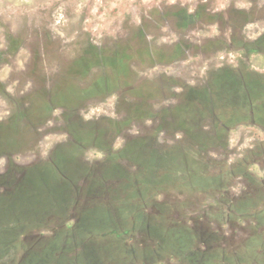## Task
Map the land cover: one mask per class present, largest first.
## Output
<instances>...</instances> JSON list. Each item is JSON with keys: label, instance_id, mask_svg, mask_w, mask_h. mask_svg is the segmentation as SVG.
<instances>
[{"label": "rangeland", "instance_id": "374dc122", "mask_svg": "<svg viewBox=\"0 0 264 264\" xmlns=\"http://www.w3.org/2000/svg\"><path fill=\"white\" fill-rule=\"evenodd\" d=\"M34 258L264 264V0H0V264Z\"/></svg>", "mask_w": 264, "mask_h": 264}, {"label": "trees", "instance_id": "16d2710c", "mask_svg": "<svg viewBox=\"0 0 264 264\" xmlns=\"http://www.w3.org/2000/svg\"><path fill=\"white\" fill-rule=\"evenodd\" d=\"M241 91V93H242V95H245V98H246V95L247 96H249V92L247 93V89H246V84L244 83V81H243V79L240 81V85H239V87L238 88H234L233 89V94L231 93V95H234V94H236V96H237V93L238 92H240ZM248 99H250V97L248 98ZM163 159L162 158H158V160H156V162L157 163H165V162H163L162 161ZM170 173H175V172H170ZM172 176H174V174L172 175ZM184 177H187V175H183ZM203 180V179H202ZM186 181H188V179H186ZM251 212H254V211H251ZM248 214H250V213H248ZM180 227V226H179ZM182 231L183 232H186L187 233V237H188V240H190L191 239V236L188 234V230H187V228H183L182 229ZM193 239V238H192ZM172 242L173 243H171L173 246V250H177L178 248L179 249H183L184 250V252L183 253H186V252H188L190 255H193V254H191V251H190V248H189V246H190V244L188 245V247L187 248H181L180 246H179V244L176 242V240H174V239H172ZM48 245V244H47ZM179 247H178V246ZM178 247V248H177ZM48 247H45L44 248V250H46ZM201 256H203V257H206V263L207 262H210L211 263V260L213 259V258H215L214 256L212 257V255H210V254H205V253H201ZM33 263H35V264H38V262H37V260L34 258V261H33ZM195 263V262H194Z\"/></svg>", "mask_w": 264, "mask_h": 264}]
</instances>
